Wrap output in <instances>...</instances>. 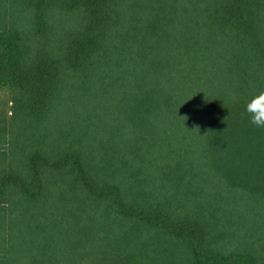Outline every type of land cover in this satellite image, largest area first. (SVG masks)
<instances>
[{
    "label": "trees",
    "instance_id": "trees-1",
    "mask_svg": "<svg viewBox=\"0 0 264 264\" xmlns=\"http://www.w3.org/2000/svg\"><path fill=\"white\" fill-rule=\"evenodd\" d=\"M0 86V264H264V0H0Z\"/></svg>",
    "mask_w": 264,
    "mask_h": 264
},
{
    "label": "clouds",
    "instance_id": "clouds-1",
    "mask_svg": "<svg viewBox=\"0 0 264 264\" xmlns=\"http://www.w3.org/2000/svg\"><path fill=\"white\" fill-rule=\"evenodd\" d=\"M246 112L250 116V122L258 128L264 127V92H260L254 96L250 102L246 104ZM187 120L188 117H181Z\"/></svg>",
    "mask_w": 264,
    "mask_h": 264
},
{
    "label": "rangeland",
    "instance_id": "rangeland-1",
    "mask_svg": "<svg viewBox=\"0 0 264 264\" xmlns=\"http://www.w3.org/2000/svg\"><path fill=\"white\" fill-rule=\"evenodd\" d=\"M8 98H9V90L5 86L4 87L0 86V119L6 118L5 122H7V116L9 114ZM1 123L2 121L0 120V124Z\"/></svg>",
    "mask_w": 264,
    "mask_h": 264
}]
</instances>
